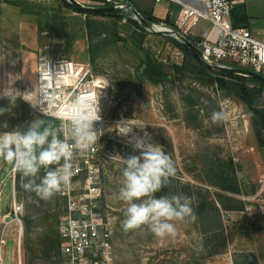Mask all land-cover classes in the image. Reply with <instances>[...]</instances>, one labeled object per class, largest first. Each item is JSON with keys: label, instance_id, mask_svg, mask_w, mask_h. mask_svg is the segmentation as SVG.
I'll list each match as a JSON object with an SVG mask.
<instances>
[{"label": "rangeland", "instance_id": "obj_1", "mask_svg": "<svg viewBox=\"0 0 264 264\" xmlns=\"http://www.w3.org/2000/svg\"><path fill=\"white\" fill-rule=\"evenodd\" d=\"M29 1L40 5L42 13L55 21H64L65 28L50 29L42 16L39 39V18L35 14L21 13L13 5V11L7 13L0 1V30H5L0 32V89L4 68H20L21 62L27 82L35 86L38 52L42 51L52 56L59 70L45 103L62 104L63 99L54 98L60 88L65 90L68 105L77 92L90 85L79 96L100 95L102 119L94 125L103 131L95 146L102 191L98 209L111 229L114 264H264V146L256 136L258 116H251L243 95L219 87L209 78L214 75L176 70L174 65L182 63L184 52L169 34L158 31L145 29L142 48L124 39L108 38L104 53L91 63L86 12L63 0ZM78 1L94 6V0ZM130 1L136 10H151L158 17H163L170 5L168 0ZM110 14L120 15L116 21L118 34L126 35L122 23L127 19L110 12L95 16L103 21V34L111 35L107 25L114 17ZM205 23L201 19L191 27L192 34L199 35ZM148 58L161 63L167 75L154 77L159 81L147 78L142 73V61ZM250 98L264 99L263 92L262 96L251 93ZM0 108L9 109L0 116V123L7 121L9 129L25 127L43 116L22 98L12 105L7 97L0 96ZM214 111L225 112L227 118L220 124L212 123ZM124 122L132 127L127 135L118 132ZM135 138L162 146L174 161L175 176L154 195L192 198L196 219L175 221V237L157 238L147 226L128 232L122 228L127 204L117 196L123 184V158L139 155L132 147ZM11 166L0 159L1 211L8 207ZM15 173L16 198L23 203L22 264H61L58 222L66 211L65 199L59 194L51 200L39 199L24 190L26 181ZM43 174L41 170L39 175ZM221 183L234 185L237 190H227ZM13 247L9 236L3 264H13Z\"/></svg>", "mask_w": 264, "mask_h": 264}, {"label": "built area", "instance_id": "obj_2", "mask_svg": "<svg viewBox=\"0 0 264 264\" xmlns=\"http://www.w3.org/2000/svg\"><path fill=\"white\" fill-rule=\"evenodd\" d=\"M152 1L158 2L161 0ZM168 1L179 6L174 18L176 30L185 36H192V39L189 40L199 48L204 61L224 66L236 64L259 73L264 72V39L254 36L245 25L233 24L231 8L234 1ZM92 4L113 5L127 12L123 15L124 18L132 15L138 21L133 12V8H136L130 0H94ZM167 12L171 13V10L168 8ZM165 15L161 18L164 19ZM201 19L208 22L209 29L206 34L193 35L191 27L196 26ZM143 27L151 31L159 29L174 30L164 20L160 22L152 21L150 26ZM38 54L35 86L26 81L17 85L3 86L0 90V96H3L5 89L11 87L21 94H30L26 95L25 99L27 100H24L31 107H33L31 103H41V106L48 104L45 103L47 100L45 96H49L48 92L52 90L54 79L59 70L54 67L52 56H46L42 54V51H39ZM87 81L91 82L92 80ZM89 87L91 88V85ZM89 87L82 90L90 89ZM58 91L60 93L54 95V98L63 99V103H57L55 106L53 103L50 104L51 116L67 119L70 112L66 113L63 109H67L72 105L65 102L66 95H63L65 90L60 88ZM81 91L77 92V96ZM96 96L98 95L96 94ZM35 109L39 111L38 108ZM15 174L11 166L8 174L11 179L8 207L4 211H1L0 208V264H3L2 254L9 236L14 242L13 264H22L21 215L23 203L16 198ZM99 176L100 167L95 158L94 147L83 155H77L75 175L72 177L70 184L58 193L65 199L66 203V211L58 222V248L61 264H114L111 229L108 222L103 220L98 209L102 197ZM2 184H4V181H2ZM1 192L2 187L0 186V194Z\"/></svg>", "mask_w": 264, "mask_h": 264}, {"label": "clouds", "instance_id": "obj_3", "mask_svg": "<svg viewBox=\"0 0 264 264\" xmlns=\"http://www.w3.org/2000/svg\"><path fill=\"white\" fill-rule=\"evenodd\" d=\"M26 95L30 94H21L11 87L3 93L12 105L17 98L25 99ZM99 101L100 95L95 101L76 96L67 119L51 117V101L46 106L29 101L44 118H36L25 127L13 129H9L7 121L0 123V159L11 164L26 181L23 184L25 191L47 201L70 184L75 175L77 155L93 149L103 135L102 130L94 127L102 119ZM7 111L9 109L0 108V116ZM226 118L223 111H214L211 115L214 124H220ZM131 130L132 127L124 122L118 132L127 135ZM132 147L139 155L123 158V184L117 196L127 204L122 228L128 232L147 226L157 238L175 237V221L196 219L192 198L184 195L157 198L154 194L176 174L174 161L162 146L145 143L143 139L135 138ZM41 170L43 176L39 175Z\"/></svg>", "mask_w": 264, "mask_h": 264}, {"label": "trees", "instance_id": "obj_4", "mask_svg": "<svg viewBox=\"0 0 264 264\" xmlns=\"http://www.w3.org/2000/svg\"><path fill=\"white\" fill-rule=\"evenodd\" d=\"M63 1L68 6L73 7V4L70 1ZM6 2L17 7L21 13L35 14L39 18L37 22V35L39 39L42 37L40 27V24L42 23V16H45V21L47 25L50 26V29L56 28L64 30L65 28L66 23L64 21H55V19L49 16L48 14L42 13V7L40 5H37L36 3L30 2L29 0H6ZM178 7L179 6L177 4L170 3L169 10H171V13L167 12L164 19L154 15L151 10L137 11L145 19L151 22H160L164 20L167 24L171 25L174 30H176V27L174 25V18ZM232 10L233 8H231V14ZM101 14L103 13L86 12L87 17L85 19V27L87 35V50L89 55V61L91 63H95L98 58L104 53V48L108 38L124 39L127 42L137 44L138 47L142 48V41L146 35L145 28L132 15L126 16L127 21L125 23H122V26L126 31V35H119L117 29L118 25L116 24V21L119 20L118 18L120 17V15L110 14V16L114 17V19L108 21L107 27L110 29L111 33V35L108 36L105 33L103 34V31L100 27L103 21L96 19L95 17ZM49 22H51L50 25ZM233 24L240 25L239 23L235 22H233ZM168 36H170V39L173 40L177 44V46L184 52V59L182 63L180 65H174V68L176 70L184 69L193 73H202L204 76L207 77L214 75V77L209 78L212 79L214 83H217L219 87L227 88L229 91L235 89L239 94L243 95V100H245L249 105V113L251 114V116L253 118L258 116L256 136L258 143L264 146V99L258 98L257 100L256 98H250L251 93L254 92L258 96H262V92L264 91V81L249 75L234 74L215 69L210 66L209 63L200 58L195 52L190 50L182 41L176 39L174 36ZM186 37L188 39H192L191 35H186ZM142 63L144 66L142 73L144 75H147V78H151L154 81H159L160 79L157 78L165 77L168 73L165 70L164 66L154 59L148 58L146 59V61H142ZM233 65L236 66V64H232V66ZM261 74L264 75V72H262ZM40 118L42 119L44 117L42 116ZM224 173L221 174L222 177L225 176ZM220 186L231 191L237 190V187H235L234 185L232 186L225 183H221Z\"/></svg>", "mask_w": 264, "mask_h": 264}, {"label": "crops", "instance_id": "obj_5", "mask_svg": "<svg viewBox=\"0 0 264 264\" xmlns=\"http://www.w3.org/2000/svg\"><path fill=\"white\" fill-rule=\"evenodd\" d=\"M0 1H2L3 6L7 8V13L13 11L10 7L12 5L6 2V0H0ZM233 1H234L232 5L233 10L231 14L232 21L235 23H239L240 25L247 26L254 36L264 39V0H233ZM20 17L21 19L18 20L22 22L23 16ZM208 25H209L208 22H206L202 32L199 34H206L209 29ZM3 31L5 30L2 28L0 32ZM3 81H4L3 86H11L14 84L17 85L18 83L29 81L27 79L26 73L22 71V62L20 68L16 66L15 67L10 66L9 68L5 67L3 70L2 82Z\"/></svg>", "mask_w": 264, "mask_h": 264}, {"label": "water", "instance_id": "obj_6", "mask_svg": "<svg viewBox=\"0 0 264 264\" xmlns=\"http://www.w3.org/2000/svg\"><path fill=\"white\" fill-rule=\"evenodd\" d=\"M68 1H70L77 9L83 10L85 12H98V13L110 12V13H120L123 15L127 14L125 10L114 7L113 5L90 6V5H83L78 0H68ZM133 12L140 24H142L143 26L151 25V21L145 19L136 9L133 8ZM157 31L174 36L176 39L182 41L190 50L195 52L200 58H202L201 51L199 50V48L195 46L184 34L180 33L177 30H171V29H159ZM209 65L215 69H218L224 72L240 74V75H249V76H253V77H256L257 79L264 81L263 74L256 72L249 68L224 66V65H217V64H210V63Z\"/></svg>", "mask_w": 264, "mask_h": 264}, {"label": "bare ground", "instance_id": "obj_7", "mask_svg": "<svg viewBox=\"0 0 264 264\" xmlns=\"http://www.w3.org/2000/svg\"><path fill=\"white\" fill-rule=\"evenodd\" d=\"M100 81V80H99ZM99 84H101V83H98L97 85H99ZM101 85H103V84H101ZM62 91V90H61ZM81 98H83V99H87V100H94V99H96V97L95 96H85V95H81L80 96ZM71 105H72V103H71ZM72 107V106H71ZM71 107H69V108H64L63 109V111L64 112H66V113H69L70 112V110H71Z\"/></svg>", "mask_w": 264, "mask_h": 264}]
</instances>
